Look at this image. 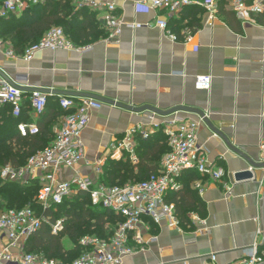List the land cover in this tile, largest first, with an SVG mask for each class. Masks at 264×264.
Masks as SVG:
<instances>
[{
	"label": "crops",
	"instance_id": "crops-1",
	"mask_svg": "<svg viewBox=\"0 0 264 264\" xmlns=\"http://www.w3.org/2000/svg\"><path fill=\"white\" fill-rule=\"evenodd\" d=\"M70 4L74 11L83 8L93 11L103 28L101 35L90 44L76 45L72 41L76 47L92 49L87 52L42 51L27 62L8 41L7 48L4 45L0 49V71L7 79L20 87L50 91L43 92L50 100L68 97L55 94L67 92L79 95L72 98L93 95L136 108L198 109L209 115L215 127L235 147L260 163L264 133V21L261 17L256 24L243 23L226 2L218 20L210 26L204 9L189 7L179 18L166 16L168 21L180 20L187 25L177 29L170 25L178 41L171 40L156 27L134 30L125 26L118 37L111 38L104 27L102 12L86 3L80 5L77 0H71ZM227 12L231 15L229 18L225 15ZM23 13L15 18L21 19ZM119 13L127 24L153 23L157 16L154 12L136 13L130 4L120 5ZM184 28L192 31V41L185 39ZM11 29L19 28L5 25L2 32L6 38ZM21 40L26 47L32 44L30 38L21 37ZM8 50L16 56H9ZM208 75L213 78L211 90H198L197 78ZM2 82L5 79L0 75ZM31 93L25 92L24 123L34 121L32 107H28ZM102 104L103 108L91 115L83 134L85 158L77 166L83 176L94 177L98 166L103 168L108 159H124L127 154L116 148L137 126H143L154 135L177 119L201 121L193 113L160 116ZM157 125L161 127L156 129ZM199 143L206 148L208 161L226 173L220 182L200 175L199 180L191 183V188L198 191L203 200L204 214L190 213L191 225L179 229L144 219L139 231L143 249L136 246L134 235L130 244L139 247L138 251L122 264H205L212 254L217 256V264H234L257 240L262 241L257 233L264 197V169L255 170V180L237 183L235 175L249 169L247 162L230 151L203 122ZM163 148V143H159L144 153L146 162H152L156 154L160 166L165 154L160 155L158 151ZM137 156L139 162H132L134 165L140 163ZM73 175L69 170L64 173L66 179ZM230 188L232 194L228 196ZM6 242V235L0 233V244ZM21 252L13 250L16 256Z\"/></svg>",
	"mask_w": 264,
	"mask_h": 264
},
{
	"label": "built area",
	"instance_id": "built-area-1",
	"mask_svg": "<svg viewBox=\"0 0 264 264\" xmlns=\"http://www.w3.org/2000/svg\"><path fill=\"white\" fill-rule=\"evenodd\" d=\"M57 0H0V19L18 15L33 6ZM80 5L88 4L94 10L102 12L104 27L111 38L118 37L123 28L131 29L156 27L166 33L173 41H178V36L172 33L170 18H179L189 7H199L205 10L208 24L213 26L218 20L221 0H77ZM227 6L244 23H258L257 18L264 20V0H226ZM130 4L136 13L154 12L157 16L153 23H130L124 21L120 15V5ZM164 13V15H162ZM183 34L187 42L192 41L193 33L189 28H184ZM4 42L0 38V49ZM92 47L79 48L58 27L52 28L43 39L27 48L23 59L31 62L38 52L42 51H78L87 52ZM7 54L15 57L12 50ZM213 84L211 76H200L195 86L198 90L210 91ZM31 107L33 120L30 123L21 122L18 131L21 137L37 135L40 131L38 121L46 113L49 95L41 91L31 93ZM25 92L8 84L0 83V107L11 106L12 115L21 118ZM59 106L67 112L62 119L61 126L57 129L52 144L32 155L25 166L16 168L7 165L0 170V179L28 185L38 181L40 188L36 200L46 210L54 205H61L66 199L73 198L79 192L90 195L94 206H101L113 211L123 218L113 238L109 241L98 238H84L81 245L89 248L73 264H122L127 257L134 255L143 244L139 233L144 219L149 218L155 224H166L170 228H180V222L175 213L174 204L168 203L172 193L178 192L182 185L180 178L187 171H197L204 177H209L215 182H220L226 177L223 169L217 168L208 161L206 148L199 143V129L201 121L177 119L168 123L164 132L167 137L170 151L165 154L156 173L147 180L128 183L123 186L108 187L100 183L103 168L98 166L96 175L83 176L77 166L85 158V144L83 134L87 129L91 115L100 111L103 104L90 98L59 97ZM157 125L155 128L159 129ZM141 134L148 138L151 133L143 126H137L122 142L118 143L117 150L125 152L130 161L138 163L136 153V135ZM260 143L261 163L264 164V133ZM66 170L74 172L70 179H66ZM232 189L228 190V196ZM48 221L30 208L21 210L9 209L0 211V233H4L7 242L0 244V264H63L56 259H47L42 255L23 252L26 241L40 230L43 222ZM53 233L57 234L63 229V220H58L52 226ZM134 238L136 246L130 242ZM264 231L259 219L258 237L254 245L244 252L240 261L234 264H263L264 249H262ZM22 250L16 256L13 250ZM143 249L140 247V250ZM205 264H217V256L212 254L210 261Z\"/></svg>",
	"mask_w": 264,
	"mask_h": 264
},
{
	"label": "trees",
	"instance_id": "trees-1",
	"mask_svg": "<svg viewBox=\"0 0 264 264\" xmlns=\"http://www.w3.org/2000/svg\"><path fill=\"white\" fill-rule=\"evenodd\" d=\"M70 3L71 0L49 1L26 10L19 20L15 18V15L0 19V35H3L2 29L5 25L11 28H16L17 25L19 29H11L7 33V39L13 44L15 52L21 56L24 55L26 48L30 47L21 44L23 42L21 37L30 38L32 46L39 43L52 28L60 26L76 45L94 42L103 29L96 20V14L87 8L74 11ZM225 5L226 0H221V11L224 10ZM225 15L227 18L231 16L228 12ZM194 23L198 24L196 21H193ZM184 24L180 20L169 21V25L176 29L186 27L187 25ZM29 106H31L30 102H28ZM11 112V106L0 108V167L11 164L20 168L26 165L32 155L52 144L55 139V129L67 112L61 109L58 99H49L46 113L38 122L39 133L29 137H21L18 131L19 123L25 121V118H14ZM135 139L137 142L140 141L136 146L140 163L134 165L128 155L121 160L108 159L103 167L100 183L108 187L123 186L145 181L158 171L160 167L157 161L158 156L155 154L152 162H146L147 155L144 153L147 154L159 143H163L164 146L161 152L158 151L160 155L170 151L163 129L148 138H143L139 134ZM200 178L197 171L185 172L180 178L181 189L172 193L168 199V203L175 206V213L181 227L191 225L190 213L197 212L203 215L205 212L204 203L198 191L191 188V183ZM39 188L38 181L21 185L0 179V211L30 207L38 216L48 220L43 222L40 230L26 241L25 253L42 255L47 259H59L63 264H73L89 251V248L80 243L84 237L92 235L109 241L113 238L118 225L123 222V218L113 211L94 206L90 195L86 192H79L73 198L66 199L61 205H54L45 210L36 200ZM58 220H63V229L54 234L52 226ZM66 240L70 241L71 247L66 246Z\"/></svg>",
	"mask_w": 264,
	"mask_h": 264
},
{
	"label": "water",
	"instance_id": "water-1",
	"mask_svg": "<svg viewBox=\"0 0 264 264\" xmlns=\"http://www.w3.org/2000/svg\"><path fill=\"white\" fill-rule=\"evenodd\" d=\"M0 75L2 76V78L5 79V82H7L8 84L18 88L19 90H21L23 92L39 91V90H35V89H28V88H25V87H20V86L14 84L12 81L7 79L5 77V75L1 71H0ZM41 92H50V91H41ZM55 94H61L63 96L65 95V96H68V97H77V96H79L76 93H67V92L66 93L58 92V93H55ZM85 96H86L85 98L94 99V100H97L99 102H102V103H105V104H109V105H115V106H117V107H119L121 109H125V110H128V111L134 112V113H142V112H145V111H149L152 114L160 115V116H170V115L176 114L178 112H187V113L196 114V115L199 116L201 121L212 131V133L216 137L220 138L224 142V144L226 145V147L230 151H232L233 153L238 155L240 158L244 159L247 162V164L249 165V169H246V170H244V171H242L240 173H237L235 175V180H236L237 183H240V182H243V181H248V180H255V174H254L255 170L256 169H264V164L263 163H261V162L257 163L255 161H253L245 153H243L240 149L235 147L234 144L232 143V141L227 136H225L217 127H215V125L210 120L209 115H207L205 112H203L201 110L192 109V108H188V107H178V108L173 109L171 111H161V110L156 109V108L151 107V106H145V107H142V108H136V107L131 106V105H125V104H122V103H117L115 101H112V100H109V99H103L101 97H97V96H93V95H85ZM260 219H261V225H262V228H263V231H264V197L262 199V206H261V211H260ZM260 245L264 246V236H263V242Z\"/></svg>",
	"mask_w": 264,
	"mask_h": 264
},
{
	"label": "rangeland",
	"instance_id": "rangeland-1",
	"mask_svg": "<svg viewBox=\"0 0 264 264\" xmlns=\"http://www.w3.org/2000/svg\"><path fill=\"white\" fill-rule=\"evenodd\" d=\"M58 28H61V29H63L61 26L60 27H58ZM0 38H1V40L4 42V45H6V48H7V42H8V39L4 36V35H0ZM62 119L63 118H61L60 119V121H59V123H58V125H57V129H59L60 128V126H61V122H62ZM55 134H56V131H55ZM9 165H11V164H9ZM3 167L1 166L0 167V170L2 169ZM180 222V221H179ZM180 228H183V227H180ZM98 238V239H100V240H104V239H101V238H99V237H96V236H90V235H88V236H86V237H84V238ZM83 238V239H84ZM106 241V240H105ZM65 244H66V246H68V247H71L72 245H71V243H70V241H68V240H66L65 241ZM57 260H59V259H57ZM59 261H62V260H59Z\"/></svg>",
	"mask_w": 264,
	"mask_h": 264
}]
</instances>
